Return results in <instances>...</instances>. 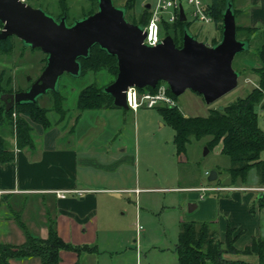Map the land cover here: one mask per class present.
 <instances>
[{
  "label": "crops",
  "instance_id": "crops-1",
  "mask_svg": "<svg viewBox=\"0 0 264 264\" xmlns=\"http://www.w3.org/2000/svg\"><path fill=\"white\" fill-rule=\"evenodd\" d=\"M250 3L257 7L248 16L237 8L236 19L238 15L245 19L243 24H238L264 25V0H250ZM119 109L124 110L116 106L85 110L79 115L81 118L85 112V120L56 117L48 129L31 123L33 147L17 149L14 140L11 141L14 159L0 161V243L20 245L25 241L17 219L28 233L41 239L47 238L48 224L52 223L63 241L90 248L78 254L62 251L58 264H119L123 230L117 227L114 212L121 204L126 206V201L117 195H137L135 189L141 192L134 187L139 183L138 173L134 176L132 172L134 160L126 154V148L121 149L122 143H115L114 148L111 143L115 137L112 133H116L113 127L119 124L116 119ZM259 187L257 183L234 188L231 191L236 192L229 198L227 194L217 193L220 191L217 188L206 190L215 192L208 198L201 193L189 195L196 204L191 205L189 211L194 213L187 221L211 222L220 240L230 227L233 236L239 233L234 246L242 250L252 238H264L261 222L264 202L261 205L254 201L256 195L264 196V192L256 190ZM199 188L205 187L194 189ZM58 191H66L64 197H58ZM136 218L138 221L137 215ZM111 234L114 236L111 244L104 241L97 244L99 238ZM132 248L135 250V246ZM135 259L137 264L136 250ZM139 259L140 256L138 262ZM9 264L41 262L31 257L10 260Z\"/></svg>",
  "mask_w": 264,
  "mask_h": 264
},
{
  "label": "rangeland",
  "instance_id": "rangeland-1",
  "mask_svg": "<svg viewBox=\"0 0 264 264\" xmlns=\"http://www.w3.org/2000/svg\"><path fill=\"white\" fill-rule=\"evenodd\" d=\"M23 1L33 8L41 9L55 20L58 19L62 8L66 9L67 24L75 19L83 18L97 9L96 0ZM151 1H136L134 10L131 12L135 19H138L142 6L151 3ZM202 1L204 3L209 2V0ZM125 2L126 0H112V4L119 9H123ZM181 3L189 26L188 32L192 36L206 45H210V40L213 37L219 39V31L216 30L213 23H202L193 20L191 12L194 8L187 0H181ZM234 7L242 9L245 16H248L249 11L257 6L251 4L250 0H234ZM244 20L238 15L236 23L243 24ZM255 26L258 28L264 27L261 23ZM241 34L246 36L247 32ZM249 39L250 45L247 51L237 55L236 59L233 60L232 66L235 70L242 65L254 66L255 64L250 58L251 55L253 56L255 48L263 40V34L260 30L253 31L249 35ZM12 43L13 50L9 54H0V76H2L0 85L6 89L11 87L12 89L25 90L30 82L39 76L45 66V54L39 49L25 47L17 38H13ZM93 80L94 77L90 73L81 77H72L64 73L59 77L57 91L64 98V117L71 119L79 117L81 112L75 109V99L79 90ZM161 83L164 82L161 81ZM254 85V76L250 73H242L239 75L234 89L210 104L205 103L200 95L188 89L175 97L174 104L186 116L206 117L212 110L222 109L236 98L244 97ZM143 92H147V89L144 88ZM54 95L47 92L39 96L37 104L40 107L51 109ZM119 110L117 111L118 115H116L119 124L118 127H113L116 133H112V137H115L112 138L111 143L113 148L115 143V145L122 143L121 149L126 148V154L132 157V161L134 160L132 172L134 176L136 172L139 176V183L135 184L134 187L141 189V192L137 189L134 190V192L137 191V195H117V198H123L126 201V206L121 204L114 212L116 213L115 219L118 220L117 227L123 230V239L119 247V264H136L135 250L132 248L136 244H138L140 253L138 264H176L175 245L179 223L188 220L194 213V210L189 211V205L196 204L188 196L201 193L205 198H208L214 192H198L200 188L196 190L194 188L205 187L209 190L217 188L220 190L216 191L217 193L227 194L226 197L229 198L232 193L236 192V190L231 191L234 188L256 185L258 183L256 171L255 169L249 171L244 184L240 183L238 179L232 181L228 174L229 158L220 153V144L207 148L209 136L199 139L190 137L185 145L184 152L177 155L173 144L174 131L162 120L155 107H141L136 112L129 109ZM256 112L258 126L264 132V111L257 107ZM15 115L13 113L12 116ZM48 116L51 122L57 117L52 111L48 113ZM85 116L86 113L84 112L82 117H79L80 120H85ZM2 133L0 130V134ZM5 138L10 137L5 135ZM260 158L264 159V152L261 153ZM211 171L217 173V178L213 182L208 181V174ZM262 189H264V185H260L259 189L256 190L264 192ZM238 193L245 194L247 191ZM257 199L256 195L254 197L256 204L258 203ZM251 214H253L252 211ZM136 215L138 224L141 226L138 238L135 236L134 226L137 219ZM261 219L264 228V210H262ZM100 236L102 237V235ZM102 241L111 244L114 241V236L112 234L103 236L99 238L97 244L103 243ZM241 243L238 240V244L241 245ZM223 257L248 263L257 262L255 256L226 254Z\"/></svg>",
  "mask_w": 264,
  "mask_h": 264
},
{
  "label": "trees",
  "instance_id": "trees-1",
  "mask_svg": "<svg viewBox=\"0 0 264 264\" xmlns=\"http://www.w3.org/2000/svg\"><path fill=\"white\" fill-rule=\"evenodd\" d=\"M60 1L63 2V0ZM136 1L126 0L123 7L125 9V18L132 24L144 26L149 18L148 9L145 8L146 4H144L138 19H135L131 12L134 10ZM225 3L226 0H209L205 4V12L211 17V23L219 31V39L211 38L210 46L218 43L221 38L222 11ZM232 5L238 40L247 42L249 47V35L253 31L260 30L263 34V40L255 48L253 56L251 55L250 58L254 61V66L242 65L237 67L236 70L234 69L239 75L242 73L253 75L255 78L253 88L244 97L236 98L222 109L212 110L206 117L184 116L176 105H158L155 108L162 120L174 131L173 144L177 155L184 152L185 145L190 137L199 139L209 136L207 148L220 144V153L229 158L230 167L228 174L232 181L238 179L240 183L244 184L249 171L255 169L258 183L263 186L264 159H261L260 155L264 152V132L258 126L256 108L259 107L264 111V27L258 28L256 26L250 27L237 24L238 10L234 7V0H232ZM65 10L62 8L59 17L67 14ZM185 27L189 28L187 21L180 22L177 19L173 24H163L161 33L163 37L170 36L175 45L181 47L182 33ZM0 28H2L1 23ZM245 32H247V35L243 36L241 33L245 34ZM13 38L15 37L9 36L0 40V54L7 55L13 50ZM246 51L244 50L243 52ZM237 55L234 59H236ZM78 61L80 63V74L78 77L90 73L93 75L94 80L79 90L75 99V109L78 112H83L85 110H97L108 107L114 108L112 97L103 93L102 89L116 77L117 63L115 57L108 55L95 45L90 49L87 58H79ZM1 78L2 76H0V81ZM145 88L150 93H154L157 89V87ZM143 89L138 90L143 92ZM19 91H22V89H12L11 87L6 89L0 85V93L12 94ZM51 93L55 94L51 109L40 107L36 101L35 103L15 104L8 111H5V103L0 100V130L3 132L0 134L1 162L14 159V151L11 146L12 140H14L17 149L33 147L34 141L31 137L33 130L30 123H35L43 129H48L51 126V121L48 117L49 112H54L58 119L64 117L63 95L60 96L57 90ZM167 94L173 100L176 97L170 92L168 86ZM13 113L16 114L14 117L12 116ZM5 135L10 138L6 139ZM258 202L262 205L264 196L258 198ZM17 222L25 233V241L20 245L0 243V264H9L10 260L31 257L39 258L41 264H58L62 251L76 252L78 254L82 250L90 249L88 246L79 247L63 241L57 235L52 223L48 224L47 238L41 239L28 233L19 219H17ZM233 233L234 230L227 227L221 241L211 222L180 221L177 243L175 245L177 264H264V238H252L248 245L242 250H238L234 243L239 233L234 236ZM226 254L255 256L257 262L248 263L241 260H229L223 257Z\"/></svg>",
  "mask_w": 264,
  "mask_h": 264
},
{
  "label": "water",
  "instance_id": "water-1",
  "mask_svg": "<svg viewBox=\"0 0 264 264\" xmlns=\"http://www.w3.org/2000/svg\"><path fill=\"white\" fill-rule=\"evenodd\" d=\"M96 1L95 12L67 24L66 14L55 20L23 0H0V40L14 36L25 47L39 49L46 55L43 70L27 90L0 93L5 111L15 104L35 103L39 96L56 91L64 73L78 77V59L87 58L95 45L116 59V77L102 92L112 97L114 106L124 110V91L128 87L155 88L162 81L174 96L188 89L207 104L236 87L239 73L233 69L232 61L247 50L248 43L236 37L232 0H226L222 11L218 43L206 45L185 27L181 47L170 36H164L156 46L144 44L143 26L128 22L124 8H116L112 0ZM178 20L186 21L182 5ZM216 178L215 171L209 172V182Z\"/></svg>",
  "mask_w": 264,
  "mask_h": 264
},
{
  "label": "built area",
  "instance_id": "built-area-1",
  "mask_svg": "<svg viewBox=\"0 0 264 264\" xmlns=\"http://www.w3.org/2000/svg\"><path fill=\"white\" fill-rule=\"evenodd\" d=\"M194 8L191 12L193 20L202 23H211V17L205 12V4L202 0H187ZM182 5L181 0H152L149 3V18L143 26L144 39L143 43L148 46H156L163 38L161 29L163 24H173L178 19L179 6ZM154 93L142 92L135 87H128L125 93V103L127 109L135 112L141 107L153 108L158 105L174 106V100L167 94V85L160 83ZM201 191L209 190L201 188ZM264 190V189H262ZM137 192V191H135ZM66 191H58V197H64ZM136 237L138 238L141 226L138 221L135 222ZM137 264L140 256L138 244L135 245Z\"/></svg>",
  "mask_w": 264,
  "mask_h": 264
},
{
  "label": "flooded vegetation",
  "instance_id": "flooded-vegetation-1",
  "mask_svg": "<svg viewBox=\"0 0 264 264\" xmlns=\"http://www.w3.org/2000/svg\"><path fill=\"white\" fill-rule=\"evenodd\" d=\"M42 70H43V69H42ZM36 79H37V77L35 78V80H36ZM35 80L31 81L30 84L28 85V87H27L25 90H27ZM25 90H22V91H25Z\"/></svg>",
  "mask_w": 264,
  "mask_h": 264
}]
</instances>
